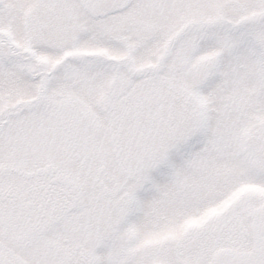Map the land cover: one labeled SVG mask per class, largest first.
I'll use <instances>...</instances> for the list:
<instances>
[{"label": "snow or ice", "instance_id": "1", "mask_svg": "<svg viewBox=\"0 0 264 264\" xmlns=\"http://www.w3.org/2000/svg\"><path fill=\"white\" fill-rule=\"evenodd\" d=\"M0 264H264V0H0Z\"/></svg>", "mask_w": 264, "mask_h": 264}]
</instances>
